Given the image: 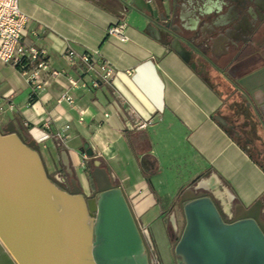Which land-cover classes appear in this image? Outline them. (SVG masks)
Segmentation results:
<instances>
[{
    "label": "crops",
    "instance_id": "1",
    "mask_svg": "<svg viewBox=\"0 0 264 264\" xmlns=\"http://www.w3.org/2000/svg\"><path fill=\"white\" fill-rule=\"evenodd\" d=\"M19 6L29 16L22 41L45 48L48 66L64 72L55 78L43 72L44 86L33 91L13 65L0 61V123H13L25 141L38 144L47 172L63 173L61 185L71 183L89 194L85 163L105 167L138 223L153 230L159 250L169 235L165 210L195 177L208 172L205 177L231 195L233 208L263 199L264 169L214 115L235 116L246 130L251 125L264 135V44L223 57L208 75L202 62L193 67L184 58L183 45L156 16L121 0H19ZM118 19L126 22V40L107 34ZM67 46L79 53L99 50L116 73L93 87L89 74L63 58ZM212 74L221 91L210 81ZM69 76L86 86L71 87ZM67 89L73 102H58ZM225 94L241 104L237 115L226 111ZM128 108L153 124L130 128ZM57 130L66 133L60 145L53 136ZM224 212L227 218L233 214Z\"/></svg>",
    "mask_w": 264,
    "mask_h": 264
},
{
    "label": "water",
    "instance_id": "2",
    "mask_svg": "<svg viewBox=\"0 0 264 264\" xmlns=\"http://www.w3.org/2000/svg\"><path fill=\"white\" fill-rule=\"evenodd\" d=\"M121 2L154 17L150 1ZM180 53L189 60V51ZM214 119L240 136L220 113ZM91 177L94 193L86 194L80 187L67 191L51 180L35 141H25L13 123L0 126V243L4 249L0 255L8 254L9 264H61L64 257L72 264H82L80 259L83 264H149L124 191L97 162ZM195 183L178 202L184 224L171 248L177 264H264V197L248 207L235 206L226 218L213 195L199 181ZM52 190L58 192L60 209L52 200ZM74 195L84 205H73L69 196ZM87 209L90 223H85ZM47 211L51 221L44 223ZM69 222L79 231L77 226L67 228Z\"/></svg>",
    "mask_w": 264,
    "mask_h": 264
},
{
    "label": "flooded vegetation",
    "instance_id": "3",
    "mask_svg": "<svg viewBox=\"0 0 264 264\" xmlns=\"http://www.w3.org/2000/svg\"><path fill=\"white\" fill-rule=\"evenodd\" d=\"M151 2L154 16L160 25L171 30L180 42L189 45L188 36L195 33L196 41L204 43L208 48L213 65H218L223 57L234 58L247 46L255 45L257 26L264 22V0H151ZM191 54L192 51L189 52L190 60ZM193 62L197 64L201 61ZM225 118L239 131V137L246 136L244 123L235 116ZM245 140L254 154L264 162V140L253 137H245ZM64 188L70 191L76 187L68 183ZM94 192L95 190L92 193ZM224 217L227 218L225 214ZM170 223H174L171 218ZM171 228L175 229L173 232L175 235L178 231L177 225ZM147 248L148 257L151 254L160 257V250L154 241L150 240ZM173 257L176 261L174 264H177V257L174 255Z\"/></svg>",
    "mask_w": 264,
    "mask_h": 264
},
{
    "label": "built area",
    "instance_id": "4",
    "mask_svg": "<svg viewBox=\"0 0 264 264\" xmlns=\"http://www.w3.org/2000/svg\"><path fill=\"white\" fill-rule=\"evenodd\" d=\"M150 1L151 0H147ZM29 20V16L23 12L19 6V0H0V61L13 65L25 78L33 91L41 89L45 80L42 78L43 72L47 78H55L63 74V70L50 68L48 66L46 54L47 51L43 47H38L32 44H26L22 41V33ZM126 22L123 19H118L107 29L108 35H118L120 39H128L124 33ZM63 58L71 64L77 63L83 74H89L91 85L97 86L100 81L107 82L116 73L114 67L104 59L99 50H88L85 52H77L72 47L67 46L62 53ZM128 74L134 72L133 69L126 71ZM71 87H85L86 83L82 79L68 77ZM58 102L65 101L73 102V97L69 90H64L60 93ZM153 124V119H142L138 117L132 108L127 109V125L134 129H145ZM69 126L65 125V129ZM58 145H60L66 133L64 130H57L54 133ZM54 177L58 184L64 182L63 174L60 170L54 173ZM225 214V212H224ZM139 224V223H138ZM143 235L144 243L147 252V244L150 243V238L147 229L139 224ZM149 264H161L160 257L157 254H151Z\"/></svg>",
    "mask_w": 264,
    "mask_h": 264
},
{
    "label": "rangeland",
    "instance_id": "5",
    "mask_svg": "<svg viewBox=\"0 0 264 264\" xmlns=\"http://www.w3.org/2000/svg\"><path fill=\"white\" fill-rule=\"evenodd\" d=\"M188 38H190V45L189 44H186V43H183L181 42L180 45L182 44L183 48L186 49V50H192V54H191V60L192 61H201L208 70V75L210 72V69H212L214 66L213 64L211 63L210 59H212V56L208 50V48L205 46L204 43H200V42H197L196 41V34L193 33V34H190L188 36ZM254 42L255 43V46H258V45H263L264 44V22L260 25L257 26V29H256V32H255V36H254ZM258 43V44H257ZM199 48V49H198ZM210 81L212 82V84H214L216 86V88H218V91H221V87L218 85L217 83V80L214 76V74H212L210 76ZM224 107L226 109V111H228V113L230 114L231 112L234 114V115H237L238 112L241 110L242 106L241 104H238L237 103V99H235V97L233 98L232 95L229 96V95H224ZM0 126H1V123H0ZM250 128L249 130H246L245 131V134L246 136L245 137H253V138H256L258 140H261L262 138H264V135L261 133V135L258 133L257 134V129L254 127H252L250 125ZM245 137H238L239 138V141L242 143V144H247L248 147L247 149L250 150L251 153L254 154V151L252 150V148L250 147L249 143L246 142L245 140ZM90 160H87V163L86 164V167H87V172H88V176H89V180H90V185H91V190L93 192V190H95V185H94V182H93V179L91 177V170L93 168V164H92V161ZM62 169V171L64 172V169L63 167H60ZM49 174V173H48ZM63 174V173H62ZM208 173H204L198 177H195L187 186L186 188H191L193 185H195L196 181H200L202 180L203 178H207L205 177V175H207ZM51 180L59 185L57 182H56V179L54 177V174L51 173L49 174ZM184 190V189H183ZM182 191H180V193L178 194V196L175 198V200L170 204V206L168 207V209L165 210L166 212V215H170L169 217L174 221L173 224H171L170 226V223L168 221L167 223V226H168V237H166V241L163 243L164 247L162 250H160V261H161V264H174L176 261L173 257V254L171 252V248H172V244L173 242H175V239L178 237L179 235V232H180V229L182 228L183 224H184V219H183V216H182V212H181V209H179L178 207V202H179V198H180V195L182 194ZM208 191H213L214 192V189H210ZM89 193V194H92ZM214 195L216 196V194L214 193ZM216 201L218 203V205L221 207V209L225 210V207H224V203L222 202L221 199H218L216 198ZM229 207H228V211L226 213H229V212H232V208L234 206V202H229L228 203ZM226 211V210H225ZM173 213H175V218H172L173 216ZM175 224L177 225V228H178V231L175 233V235H173L174 233L172 232V226ZM143 228H146L147 229V233L149 235V238L155 242L156 244V247L158 248V245L155 241V238H154V234H153V230L148 227L147 225H142L140 224ZM172 233V234H171Z\"/></svg>",
    "mask_w": 264,
    "mask_h": 264
},
{
    "label": "bare ground",
    "instance_id": "6",
    "mask_svg": "<svg viewBox=\"0 0 264 264\" xmlns=\"http://www.w3.org/2000/svg\"><path fill=\"white\" fill-rule=\"evenodd\" d=\"M75 160H77V158L75 157L74 158ZM198 185L200 186V187H202V188H204V189H214V193L216 194V196L219 198V199H221L222 200V202L224 203V207H225V210L226 211H228V207H229V205H228V203L230 202V200H231V195L228 193V192H226V191H221V190H219L216 186V182H215V180H213V179H211V178H203L202 180H200L199 181V183H198ZM51 196H52V200H53V202L58 206V208L60 209L61 208V205H60V203H59V201H60V198H59V195H58V192L56 191V190H52L51 191ZM69 198H70V202H72V204L74 203V204H77V203H79V204H81V205H84V203L82 202V200L80 199V196H76V195H74V196H69ZM73 204V205H74ZM144 207V205H142V206H140L139 207V210H142V208ZM84 216H85V223H90V216H89V213H88V209L86 210V212H84ZM45 219H44V223H45V221H47V222H50L51 221V216H50V213H49V211H47L46 212V214H45ZM73 225V222H69L68 224H67V228H69V229H71V228H73V227H76V226H72ZM75 225V224H74ZM78 227V226H77ZM77 229V231H79L78 229H80L79 227L78 228H76ZM80 246V245H79ZM78 245H77V247H79ZM4 252V249H3V247H2V245H1V243H0V254H2ZM8 257H9V255L8 254H6ZM7 256H3V255H0V264H9L10 262H12L11 261V259H10V257H9V259L7 260L6 258H7ZM61 260H59L60 262H61V264H72V262H71V259H67V258H60ZM76 259H79V258H76ZM79 262L80 263H82L83 264V262H82V259H80L79 260ZM74 263V262H73ZM76 263V262H75Z\"/></svg>",
    "mask_w": 264,
    "mask_h": 264
},
{
    "label": "trees",
    "instance_id": "7",
    "mask_svg": "<svg viewBox=\"0 0 264 264\" xmlns=\"http://www.w3.org/2000/svg\"><path fill=\"white\" fill-rule=\"evenodd\" d=\"M224 128V127H223ZM224 130L238 143L242 146V148L244 150H246L249 154V156L256 162L258 163L263 169H264V162H262L260 160V158H258L255 154L251 153L250 150L247 149V144H242L240 141H239V138L238 137H235L233 132L230 130V129H227V128H224ZM208 173V172H206ZM146 180L148 181L149 185L151 186V183H150V179L149 177H146ZM152 188V187H151Z\"/></svg>",
    "mask_w": 264,
    "mask_h": 264
}]
</instances>
